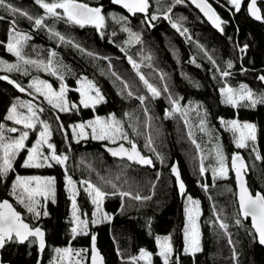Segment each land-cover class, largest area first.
<instances>
[{
	"label": "trees",
	"instance_id": "16d2710c",
	"mask_svg": "<svg viewBox=\"0 0 264 264\" xmlns=\"http://www.w3.org/2000/svg\"><path fill=\"white\" fill-rule=\"evenodd\" d=\"M81 1L102 6L105 26L102 29L93 25L81 27L67 22L66 18L46 17L45 24L63 35L64 41L47 28H35L26 17L13 15L0 8V59L8 63L17 62V58L6 48L12 22L15 21L17 31L30 37L23 48L25 57L45 63L51 58L58 69V74L52 75L42 68L22 64V69L26 67L28 70L26 75L23 70L9 72L0 66V123L5 124L6 128L22 129V126L5 119L7 111L14 102L31 101L43 109L41 119L52 125L50 142L56 146L57 154L68 156L65 165L52 162V167L24 168L22 164L27 156L25 150L16 157L13 170L7 177H0V198L11 199L32 227H40L46 237L40 261L38 241L33 242V238L24 243L7 242L2 249L3 261L10 264H88L91 236L95 235L106 264H147L143 260L131 259L139 256L140 249L152 253V264H164L156 237L165 236L172 238L174 252L171 264H264V245L259 243L249 218L242 217L239 212L233 171H229L227 178L214 180L212 176V168L218 166L214 151L219 143L230 169V157L234 152L240 151L245 155L249 162L246 173L249 186L253 192L264 193V159H255L257 153L264 157V104L250 107L248 102L242 101L238 107L228 105L224 103V96L220 92L225 86L239 89L243 84L257 96H264V84L258 79L264 75V20H254L249 16L246 9L248 0L244 1L239 12L227 0H208L221 18L227 21L223 25V33L213 27L188 0L182 3H176V0H149L147 14H132L112 0ZM9 2L33 17L44 15V10L34 0ZM259 6L264 15V0L259 2ZM169 7L171 12L166 18L163 13ZM151 15H156L158 19L149 24L147 19ZM113 16L117 19H113ZM119 17H127V21L118 23ZM173 23L182 25L180 31L172 26ZM124 27L139 34L140 42L133 40L127 43L131 37L123 31ZM185 28L188 31L182 35ZM75 45H79V48ZM244 45L247 48L241 52ZM52 52L56 53L54 58L51 57ZM208 56L212 57L215 64ZM128 57L136 61L139 71L160 90L159 97L151 95ZM228 61L233 64L231 69L227 68ZM221 71H230L231 75L222 77ZM161 73L164 74L163 79L160 78ZM60 75H63V81L59 79ZM4 76H8L9 80L2 79ZM34 78L45 80L54 88L64 83L69 106L75 104L77 107L70 112L60 113L42 95H29V92L35 93L34 89L29 88ZM83 78L93 82L104 96V101L95 107L85 108L80 104L81 93L77 89ZM10 80L28 91L21 93ZM123 82H127V89L123 87ZM128 91L133 93L131 97L127 95ZM139 96L146 97L143 104L138 100ZM170 98L179 100L181 107L186 110V116L180 113L167 116V112L172 110ZM111 114H115L123 123L129 139L146 156L153 158L155 167L111 156L102 147L103 143L110 144V140L78 138L70 127L97 116L107 117ZM221 118L225 121L238 119L241 123H254L256 141H249L247 148L237 149L233 133L227 130ZM201 119L206 121V131H201ZM60 123L63 128L59 127ZM189 130L205 154L204 163L208 171L203 176L198 170L200 150L191 142ZM18 135L6 132V136ZM149 136L153 139L155 152L145 147ZM37 138V132L30 131L26 141L28 147ZM117 141L130 146L128 141ZM253 147L256 152L252 151ZM48 151L45 149L46 153ZM156 153L164 157L163 163L156 158ZM175 161L180 165L187 194L200 201L198 223L203 250L195 255L184 252L188 201L186 196L180 195L170 171ZM17 174L55 177L54 201H41L44 205L41 211L46 210L47 216L41 215L36 219L11 194V185ZM67 176L76 182V203L81 218L89 221L88 235H76L73 238L70 231L73 226L72 205ZM82 181H90L109 193L102 202L101 212L112 216L110 221L103 220L97 213L91 196L85 191L87 186ZM205 183L209 185L208 190L200 186ZM113 185L116 187L113 188ZM113 192L117 194L112 195ZM120 192L150 196L151 199L137 201L122 197ZM216 213L227 223V233L219 229L218 222H213ZM95 219H101L102 222L93 224ZM237 219L241 221L240 224L236 223ZM229 236L235 245V255ZM65 247L73 249V255L61 261L55 250ZM82 249L87 250L81 252L83 260L81 256L75 255L76 251Z\"/></svg>",
	"mask_w": 264,
	"mask_h": 264
},
{
	"label": "snow or ice",
	"instance_id": "6c2138e0",
	"mask_svg": "<svg viewBox=\"0 0 264 264\" xmlns=\"http://www.w3.org/2000/svg\"><path fill=\"white\" fill-rule=\"evenodd\" d=\"M35 4L39 5L44 10V15L33 17L27 11H22L18 7H14L9 0H0V8H3L5 11L10 12L13 15H21L26 17L28 20L32 21L35 28H47V30L59 38V40L64 41L65 37L59 32H54L51 27H48L45 24L46 17H55L56 19L66 18L67 22L80 25L81 27L85 25H93L97 29H102L105 26V15L103 14L102 6L92 7L87 3H82L80 0H34ZM113 3L122 5L130 13H143L147 14L150 8L149 0H112ZM183 0H176V3H182ZM231 4L236 12L241 10V5L243 0H227ZM191 3L196 5L197 8L204 14L205 17L218 29L221 33L224 31L223 25L227 21L223 20L221 16L217 13L215 8L208 2V0H191ZM62 10V11H58ZM171 12V7L164 12V16L168 17V13ZM249 14L254 17L256 20H264V15L261 14L260 9L257 7V0H251V3L248 5ZM113 19H117L113 16ZM158 19L156 15H151L147 22L151 24L152 21ZM127 21V17H119L117 22ZM12 28L9 31V38L6 44L7 51L12 53L16 58V63H8L0 59V66H3L7 71H24V74H28L27 68L22 69L23 65H32L38 69L42 68L43 71L49 72L52 75L58 74V69L54 65L53 59H49L46 63L43 60H33L31 58H26L23 54V48L30 39V37L22 32L17 31L15 27V21L12 22ZM172 26L180 31L182 25L179 23H173ZM123 31L130 34L131 39L127 43H131L133 40L136 43L140 42V36L137 33L131 31L130 28L124 27ZM187 29H183L181 32L182 35L187 33ZM101 35L103 33L101 32ZM79 48V45H75ZM202 47V46H201ZM247 45H244L240 49L241 52L245 51ZM92 55V53H89ZM56 53L52 52L51 57H55ZM133 68L137 70L139 79L146 86L148 91L153 97H159L161 95L160 90L151 84L148 79L145 78L143 73L139 71V65L131 57H128ZM146 59H151V57H146ZM208 59L215 64V61L212 60L211 56H208ZM233 64L231 61L227 62V68L231 69ZM220 75L222 77H228L231 75L230 71H221ZM119 79V77H117ZM160 78H164V74H160ZM4 80H9L8 76L2 77ZM59 79L63 81V75L59 76ZM258 79L264 82V75L258 77ZM86 80V78H85ZM10 83L14 84L15 87L21 92L24 93L28 91L25 87L21 86L14 80H10ZM123 87L127 89L129 86L127 82H123ZM29 88L34 89L35 93L42 95L49 105L54 109H57L60 113H67L72 111L73 108L77 106L75 104L69 106V102L66 99V87L61 84L59 91L53 89V86L45 80L33 79ZM167 85H165V90ZM81 93L80 104L83 107H95L97 104L104 101V96L101 94L100 89L91 81H81V87L77 89ZM220 92L224 96V103L232 106H240L242 101L248 102V106L255 107L258 103L264 104V96H257L247 85H240L239 89H233L230 86H225L220 89ZM95 93V95H93ZM29 95H32L29 92ZM127 95L131 97L133 93L131 91L127 92ZM146 97L139 96L138 100L141 104L144 103ZM170 103L172 105V110L167 112V116L171 117L175 113H180L181 115L186 116V110L181 107V104L178 99H171ZM24 109L26 111H22ZM145 112L148 111L147 108L144 109ZM43 112V109L38 105L33 104L31 101H18L10 105L6 120L14 122L15 125L22 126L6 128L5 124L0 123V177H7L8 173L13 170V163L16 157L22 152L27 151V156L23 161L22 167L24 168H42V167H52V162L56 164L65 165L68 156L57 154L56 146L51 143V138L53 135L52 125L41 119L40 113ZM59 121V117H56ZM221 122L225 124L228 131L232 132L235 137V147L237 149H244L249 147V141L255 142L256 137V125L254 123L243 122L241 123L238 119H232L225 121L221 118ZM187 124L188 121L185 120ZM201 131H206V121L201 119L200 121ZM59 127L63 128V124L60 123ZM72 132L75 136L79 138H85L88 135L86 129H91L92 137L96 140H111L113 143H116L117 140L128 141L130 148H126L123 143L120 144L118 148H109L108 151L115 157H126L129 161L136 162L140 165L155 167L153 158L146 156L141 153L138 149L137 144L129 139L127 132L123 128V123L118 120L115 114H111L108 118H101L99 116L95 117L94 120L87 122L70 125ZM36 131L38 138L35 140L34 144L31 147H28L26 141L29 138V132ZM6 132L9 133H19L17 137L6 136ZM188 136L193 137V133L189 130ZM191 142L195 145L197 150H200L199 158V173L203 176L208 169L205 166V154L201 149V145L192 138ZM153 139L151 136L147 138L145 147L149 148L151 151L155 152V149L152 147ZM45 149L49 150L47 153ZM253 152H256L255 147L252 149ZM211 155V153H209ZM215 158L217 160V167L212 168V176L215 180L216 178H227L229 171H234L236 179L239 184L238 203L240 214L244 218H251L253 228L255 233L258 234V241L261 245H264V193H256L255 195L249 191L245 175L248 168V164L245 162L244 157L236 152L231 157V169L226 163L227 157L223 152L222 146L217 143L215 151ZM156 158L160 160L161 163L164 162V157L160 153H156ZM256 160L264 159L258 153L255 156ZM66 170V169H65ZM171 172L174 174L177 183L178 191L181 196H186L188 201V207L186 208L187 214V226L184 230L185 237V253H190L195 255L196 253L201 252V231L198 223V218L201 215L199 205L200 201L193 199L191 195L187 194V189L184 180L181 178V172L177 164H173L171 167ZM159 174H157L158 178ZM68 192L71 195V204H72V224L70 231L73 234V238L76 235H88V225L89 221L86 218H81L79 214V209L76 203L77 188L76 182L73 181L71 176L66 177ZM81 183L85 184L87 187L85 191L91 196L92 203L96 206L97 213L103 217V220L110 221L113 217L107 213L101 212V204L105 197L109 195L97 187L95 184H92L90 181H82ZM56 179L55 177H42V176H21L16 175L15 180L11 185V194L16 198L17 202L23 205L28 213H31L36 219H39L41 215L47 216L48 212L41 211L44 207L42 204L43 201H48L49 199H55L56 193ZM155 185H153L154 187ZM204 190H208V184L200 185ZM116 186L113 185V188ZM112 195L117 193L113 192ZM122 197H131L134 200H148L151 199L150 196H140L139 194L133 196L131 192H120ZM215 208V205H213ZM123 210V205L121 206ZM101 219H95L92 221L93 224L101 223ZM214 223L218 222L219 229H222L224 233H227L228 225L221 218L219 213L215 215ZM240 220L237 219L236 223L240 224ZM30 238H33V242L38 241L39 249L41 252L45 249V233L40 227H32L29 223H26L22 218L20 212L16 211L13 205L8 200H3L0 202V248H3L5 244L9 241H16L19 243H24ZM157 243L159 245V255L163 258L164 264H171V258L174 252L172 245L171 236H165L163 238L156 237ZM92 242V257L91 264H104V258L96 248V236H91ZM229 243L233 244L231 237L229 236ZM60 257V260L63 261L66 257H71L73 255V249L69 247L57 248L55 250ZM87 251L86 249L78 250L75 252L76 256H81V252ZM233 254L235 255V245L233 244ZM152 253L146 251L145 249H140L139 256H133L132 260H143L147 264H152ZM81 260L83 257L81 256ZM79 264V262H77Z\"/></svg>",
	"mask_w": 264,
	"mask_h": 264
},
{
	"label": "water",
	"instance_id": "95a60500",
	"mask_svg": "<svg viewBox=\"0 0 264 264\" xmlns=\"http://www.w3.org/2000/svg\"><path fill=\"white\" fill-rule=\"evenodd\" d=\"M190 3H191V0H188ZM244 1L245 0H243V2H242V5H243V3H244ZM261 1H263V0H257V7L260 9V12H261V8H260V6H259V2H261ZM80 2H82V3H86V2H84V1H81L80 0ZM209 2V1H208ZM210 3V2H209ZM251 3V0H248L247 1V3H246V9H247V12H248V5ZM88 4V3H87ZM192 4V3H191ZM211 4V3H210ZM90 6H92V7H99V6H101V5H99V6H94V5H92V4H89ZM196 9H198L199 11H200V9L199 8H197L196 7V5H194V4H192ZM242 5H241V7H242ZM120 7H122V8H124L122 5H119ZM213 6V5H212ZM214 7V6H213ZM215 8V7H214ZM215 10H216V8H215ZM217 11V10H216ZM201 12V11H200ZM218 13V12H217ZM201 14L204 16V14L201 12ZM248 14H249V12H248ZM261 14H262V12H261ZM249 16L251 17V18H253L254 20H256L254 17H252L250 14H249ZM205 17V16H204ZM206 19H207V17H205ZM207 21L213 26V27H215L208 19H207ZM263 84H264V82H263ZM121 143H123L124 144V146L126 147V148H130V146H128L126 143H124V142H119V143H116V144H108V143H103L102 144V147H103V149L106 151V152H108L111 156H113L109 151H108V149L109 148H118L119 146H120V144ZM138 149L141 151V153L142 154H144V152L141 150V148L138 146ZM236 152H239L243 157H244V160H245V162L248 164V168H247V171H248V169H249V162H248V160H247V158L245 157V155L242 153V152H240V151H236ZM236 152H234V153H236ZM233 153V154H234ZM232 154V155H233ZM145 155V154H144ZM232 155H231V157H232ZM115 157V156H114ZM231 157H230V167H231ZM120 158H124V159H126V160H128L126 157H120ZM133 162V161H132ZM178 163V161H175L173 164H177ZM172 164V165H173ZM172 165L170 166V171H171V167H172ZM178 167H179V169H180V172H181V168H180V165H179V163H178ZM247 171H246V173H247ZM171 174H172V176L175 178V176H174V174L171 172ZM233 175H234V181H235V189H236V200H237V205H238V209H239V203H238V195H237V193H238V191H239V184H238V181H237V179H236V176H235V173H234V171H233ZM181 178H182V174H181ZM183 179V178H182ZM175 180H176V178H175ZM245 180H246V184H247V187H248V189H249V191H251L252 192V194L253 195H255L256 193H262V192H260V191H256V192H253L252 190H251V188H250V186H249V183H248V178H247V174L245 175ZM176 183H177V180H176ZM177 186H178V183H177ZM3 200H8L12 205H13V207L16 209V211H18V212H20L21 213V215H22V218L25 220V222L26 223H29V225L30 226H32L31 225V223L30 222H28L25 218H24V216H23V213L21 212V211H19L18 209H17V207L13 204V202L11 201V199H9V198H7V197H4V198H0V202H2ZM239 212H240V210H239ZM242 216V215H241ZM243 217V216H242ZM249 220H250V224H251V227L253 228V225H252V221H251V218L249 217ZM253 230H254V228H253ZM255 231V230H254ZM45 233V232H44ZM257 237H258V234H257ZM45 240H46V237H45ZM45 245H46V243H45ZM4 248V247H3ZM3 248H0V264H10L9 262H5V261H3V258H2V249ZM96 248L99 250V252L101 253V255L103 256V258H104V264H106V258H105V255H104V253L101 251V249H100V247H99V245H98V243H97V240H96ZM43 252H41L40 251V256H39V261H40V258H41V254H42ZM92 255H93V253H92V242L90 243V253H89V263L88 264H91V257H92Z\"/></svg>",
	"mask_w": 264,
	"mask_h": 264
},
{
	"label": "rangeland",
	"instance_id": "374dc122",
	"mask_svg": "<svg viewBox=\"0 0 264 264\" xmlns=\"http://www.w3.org/2000/svg\"><path fill=\"white\" fill-rule=\"evenodd\" d=\"M81 81H85V83L87 82V81H90L89 79H86L85 80V78H83V79H81L80 81H79V85H78V88H80L81 87ZM63 85L66 87V91H67V86L63 83ZM59 88H60V86H58L57 88H54L53 87V89L54 90H56V91H59ZM32 94H34L35 95V97L37 96V97H39V95L40 94H37V93H32ZM93 95H95V93H93ZM43 97V96H42ZM44 98V97H43ZM45 99V98H44ZM67 99V98H66ZM22 111H26V110H24V109H21ZM108 117H110V116H107V117H101V118H108ZM95 119V118H94ZM94 119H92V120H94ZM90 121V120H89ZM79 124V123H78ZM86 131L88 132V135H87V137H92V134H91V129L90 128H88V129H86ZM79 138V137H78ZM93 138V137H92ZM116 142H118V141H116ZM110 144H115V143H113L111 140H110ZM1 155H2V152H1ZM36 176H38V175H36ZM72 205V204H71ZM187 207H188V203H187ZM101 208H102V204H101Z\"/></svg>",
	"mask_w": 264,
	"mask_h": 264
}]
</instances>
